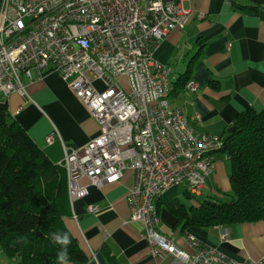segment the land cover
I'll use <instances>...</instances> for the list:
<instances>
[{"label":"built area","instance_id":"built-area-1","mask_svg":"<svg viewBox=\"0 0 264 264\" xmlns=\"http://www.w3.org/2000/svg\"><path fill=\"white\" fill-rule=\"evenodd\" d=\"M191 1L0 0V95L19 93L33 102L26 83L33 70L40 77L57 72L67 81L100 126L86 144L65 145L60 164L68 171L70 199L89 194L81 177L101 188L131 169L127 199L154 257L167 253L184 264H264V256L231 258L192 232H185L193 248L188 253L160 231L161 215L159 226L148 224L149 201L164 181L179 179L190 194L203 195L224 146V137L198 130L184 109L163 105V80L171 66L157 61L155 51L171 31L186 28L190 10L184 3ZM119 76L128 79L129 89ZM185 87L196 91L198 83L191 79ZM168 111L179 117L178 130H171ZM46 140L53 144L55 132ZM88 210L96 213L99 207Z\"/></svg>","mask_w":264,"mask_h":264},{"label":"crops","instance_id":"crops-1","mask_svg":"<svg viewBox=\"0 0 264 264\" xmlns=\"http://www.w3.org/2000/svg\"><path fill=\"white\" fill-rule=\"evenodd\" d=\"M184 7L190 10L186 28L171 31L155 51V59L174 69L177 90L170 97L172 107L184 109L201 132L224 137L241 112L264 109V0H192ZM189 70L198 83L196 91L180 85V77ZM26 83L33 102L26 103L19 93L0 101L8 102L12 115L54 163L64 161L65 145L82 146L99 134L98 122L59 73L46 72L40 77L33 70V80L26 79ZM52 132L55 141L49 144L46 138ZM226 158L217 154L216 170L209 177L229 193L232 185ZM80 183L89 187V194L72 202V215L65 223L90 262L113 264L106 253L109 250L114 264H184L167 253L157 258L152 254L142 236L144 225L133 219L127 199L133 183L131 169L124 171L119 182L101 188L91 185L88 177H81ZM190 200V204H199ZM91 206H98L99 211L89 212ZM160 214V231L174 237L188 253L193 248L185 232L239 261L264 256V221L182 230L165 206ZM0 264L16 263L0 249Z\"/></svg>","mask_w":264,"mask_h":264},{"label":"trees","instance_id":"trees-1","mask_svg":"<svg viewBox=\"0 0 264 264\" xmlns=\"http://www.w3.org/2000/svg\"><path fill=\"white\" fill-rule=\"evenodd\" d=\"M190 74L180 77L181 87ZM219 153L232 166V192L224 199L208 197L188 205L175 188L158 202L159 210L165 206L182 230L264 221V109L241 112ZM71 215L67 169L49 158L12 115L8 102L0 101V249L16 264H59L62 250L67 263L96 264L66 226ZM53 234L68 236L66 249ZM106 253L114 264V256Z\"/></svg>","mask_w":264,"mask_h":264},{"label":"bare ground","instance_id":"bare-ground-1","mask_svg":"<svg viewBox=\"0 0 264 264\" xmlns=\"http://www.w3.org/2000/svg\"><path fill=\"white\" fill-rule=\"evenodd\" d=\"M175 79V72L173 67L169 68L167 78L163 80V105L171 106L170 97L173 90V84ZM190 81V80H189ZM168 123H171V130H178L179 117L176 116L175 111H168ZM181 186L179 179H171L163 182V188L153 193L148 207V224L149 227L159 226L160 210L158 202L162 199L172 188H178ZM167 239H174V237L167 235Z\"/></svg>","mask_w":264,"mask_h":264},{"label":"rangeland","instance_id":"rangeland-1","mask_svg":"<svg viewBox=\"0 0 264 264\" xmlns=\"http://www.w3.org/2000/svg\"><path fill=\"white\" fill-rule=\"evenodd\" d=\"M118 79L121 81L122 85L129 89V81L126 77H123V76H119ZM2 95H0V99H2ZM219 158H223L225 159L226 158V155L224 153H219ZM227 159V158H226ZM229 160V159H228ZM228 164V169H229V173H231V162L229 160V162L227 163ZM185 190H187V187L186 186H180L178 187V191L181 193L182 197H183V201H185L188 205H190V199H194V201H196L197 203H201L205 198H208V197H215V198H221V199H224L225 198V195L226 194H230L232 192V190L229 192V193H224L225 191L222 192V189L219 188V186L217 185V183L215 182L214 178L213 177H209L207 179V183H206V187L204 189V193H203V197H192L193 195L192 194H184ZM72 202V201H71Z\"/></svg>","mask_w":264,"mask_h":264},{"label":"clouds","instance_id":"clouds-1","mask_svg":"<svg viewBox=\"0 0 264 264\" xmlns=\"http://www.w3.org/2000/svg\"><path fill=\"white\" fill-rule=\"evenodd\" d=\"M53 239L62 245L64 249L67 248V245L70 243V240L67 235L61 236L60 234H53ZM59 264H67V253L65 250H62L58 256Z\"/></svg>","mask_w":264,"mask_h":264}]
</instances>
